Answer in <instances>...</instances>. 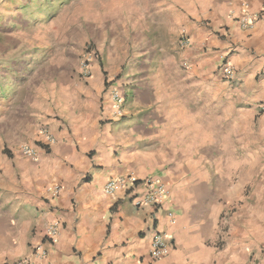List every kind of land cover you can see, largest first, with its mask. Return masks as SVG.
<instances>
[{"label":"crops","instance_id":"obj_1","mask_svg":"<svg viewBox=\"0 0 264 264\" xmlns=\"http://www.w3.org/2000/svg\"><path fill=\"white\" fill-rule=\"evenodd\" d=\"M189 2L188 8L160 5L161 15L172 20L169 32L185 29L189 45L180 52L167 47L156 75L154 69L133 70L121 80L131 85L121 123L113 121L110 102L100 117L105 123L84 114L71 120L74 129L53 131L52 153L35 162L34 177L47 184L42 179L37 197L20 203L18 234L9 236L15 246L0 250V264L32 257L42 243L47 256L35 257L34 264H264V213L258 208L252 215L232 214V206L240 204L222 199L229 183L220 179L229 162L232 112L242 125L239 138L249 134L243 144L254 143L257 157L264 151V0ZM242 18H251L252 25L242 27ZM158 23L167 25L166 20ZM226 61L236 71L235 83L219 74ZM95 75L90 81L99 92L107 79L113 80ZM156 80L176 87H159ZM135 82L145 87L135 89ZM207 96L215 126L208 147L198 150V103ZM240 151L246 160L248 150ZM122 175L139 182L105 193L107 184ZM149 177L162 178L169 194L161 206L137 207L133 199L144 197ZM57 185L61 191L53 195ZM217 190L223 194L216 195ZM51 222H58L60 231L49 241L45 228ZM156 233L172 250L153 261Z\"/></svg>","mask_w":264,"mask_h":264},{"label":"rangeland","instance_id":"obj_2","mask_svg":"<svg viewBox=\"0 0 264 264\" xmlns=\"http://www.w3.org/2000/svg\"><path fill=\"white\" fill-rule=\"evenodd\" d=\"M175 3L190 6L189 0H58L50 9L46 3L39 8L33 4L22 14L10 5H0V250L7 252L15 246L9 236L18 234L20 203L34 200L38 185L47 184L44 178L34 177L37 165L20 153L21 146L40 148L43 131H70L75 124L71 120L84 114L91 121L105 123L101 118L110 103L109 86L99 92L90 81L95 74L112 77V84L123 83L127 91L131 85L123 78L142 69H154L156 75L167 47L184 50L180 40L190 33L185 29L169 32L172 20L160 10V5L178 9ZM159 20H166L167 25ZM89 56H93L94 71L85 78L83 66ZM155 83L176 87L165 80ZM181 83L186 89V81ZM135 84V89L145 87ZM183 104H188L186 97ZM198 104L199 150L208 147L215 125L209 96L200 97ZM241 133L242 125L232 112L229 162L225 160L227 171L220 178L229 184L223 188L224 195L219 185L215 193L240 204L232 206V214L252 215L258 208L264 213V151L257 157L254 143L243 144L250 140L249 134L244 140L239 138ZM242 147L249 152L246 160ZM49 153L41 155L45 158Z\"/></svg>","mask_w":264,"mask_h":264},{"label":"built area","instance_id":"obj_3","mask_svg":"<svg viewBox=\"0 0 264 264\" xmlns=\"http://www.w3.org/2000/svg\"><path fill=\"white\" fill-rule=\"evenodd\" d=\"M262 14H264V6L262 8ZM240 25L242 27H250L253 23L251 18H242L240 20ZM180 45L182 48L188 47V39L183 36L180 41ZM92 66L90 64V60L87 59L86 64L83 66V74L88 77L92 74ZM219 74L223 81L228 83H235L237 80L236 71L232 65V63L226 61L223 62L222 65L219 68ZM109 98L111 102V108L112 113L111 117L113 120H117L119 118H122L124 116V110L126 105V96L124 94L123 89L118 87L111 88L109 92ZM262 115H264V106L260 108ZM44 140L42 141V145L44 147H51L53 144L56 143V140L54 136L48 132L43 131L42 132ZM20 153L36 162L40 157V150L37 147H34L29 144H23L20 148ZM138 183V178L134 175H122L119 177H116L112 181H110L107 186L105 187V193L107 194H114L116 193L120 188H125L128 186L134 187ZM144 186L146 189V193L144 197H135V205L137 207H144L149 204H152L154 206H161L163 204L164 199L169 194L168 186L165 184L164 180L162 178L158 177H149L144 180ZM131 187V188H132ZM61 191V186L57 185L53 188L52 193L53 195H58ZM169 217L171 219H174V214L170 213ZM60 231V224L58 222H51L49 223L45 228L46 237L49 241H52L55 237L58 236V233ZM172 250V246L167 242L165 237L161 235L160 233H156L153 242H152V248L150 250V258L153 261L161 260L165 257H167ZM47 256V250L44 246V243L38 245V247L35 248V252L33 256L29 257H23L17 261H15L13 264H34V258L38 259H44Z\"/></svg>","mask_w":264,"mask_h":264},{"label":"trees","instance_id":"obj_4","mask_svg":"<svg viewBox=\"0 0 264 264\" xmlns=\"http://www.w3.org/2000/svg\"><path fill=\"white\" fill-rule=\"evenodd\" d=\"M55 1H58V0H0V5H10L11 9H16L18 12L20 13L22 12L23 14L25 12L30 11V9L34 7L33 4H35V6L39 8L41 5H43L42 3H46L45 8L50 9L53 7ZM61 1H64V0H61ZM106 85H107V82H106ZM49 151L50 150H47L48 153Z\"/></svg>","mask_w":264,"mask_h":264},{"label":"clouds","instance_id":"obj_5","mask_svg":"<svg viewBox=\"0 0 264 264\" xmlns=\"http://www.w3.org/2000/svg\"><path fill=\"white\" fill-rule=\"evenodd\" d=\"M185 37H186V36H185ZM180 41H181V40H180ZM89 54H90V53H89ZM92 57H93V56H89L88 59L90 60V64H91L92 69H93V70H92V74H93L94 67H93V64H92V62H91ZM92 74H91V75H92ZM83 75H84V74H83ZM91 75L88 76V78L91 77ZM84 77L87 78L85 75H84ZM106 82H107V85H106ZM106 82H105V89H107V86H109V87H108L109 89H107V91H106L107 94H108V97H109V92H110L111 88H113V87H118V88L123 89L124 94H125V96H126V103H127V92H126L125 88L122 87L123 84H122V85H121V84H119V85H115V84H112V82H114V81H112V80H111V81H108V79H107ZM109 99H110V98H109ZM123 118H124V116H123L122 118L117 119V120L121 123V121L124 120ZM113 121H115V120H113ZM52 135H53V134H52ZM39 145H40V146H39L40 148H38V147H37V148L40 150V156H41L42 151L45 152V151H47V150H50V148H51V147H44L42 144H39ZM39 158H40V157H39ZM29 160H30V159H29ZM33 162H34V161H33ZM138 182H139V179H138ZM137 184H138V183H137ZM134 198H135V197H134ZM133 200H134V199H133ZM134 201H135V200H134Z\"/></svg>","mask_w":264,"mask_h":264}]
</instances>
